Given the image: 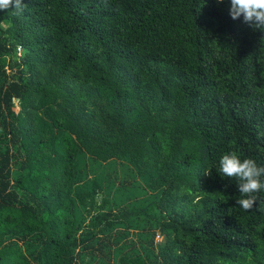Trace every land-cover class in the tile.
I'll use <instances>...</instances> for the list:
<instances>
[{"label":"trees","instance_id":"obj_1","mask_svg":"<svg viewBox=\"0 0 264 264\" xmlns=\"http://www.w3.org/2000/svg\"><path fill=\"white\" fill-rule=\"evenodd\" d=\"M23 2L0 10V264H264V189L245 211L219 172L264 166V31L230 0Z\"/></svg>","mask_w":264,"mask_h":264},{"label":"clouds","instance_id":"obj_2","mask_svg":"<svg viewBox=\"0 0 264 264\" xmlns=\"http://www.w3.org/2000/svg\"><path fill=\"white\" fill-rule=\"evenodd\" d=\"M223 3L224 0H217ZM26 5L23 0H0V10L13 9L14 14L23 13ZM229 15L233 20L242 18V22L254 31H264V0H230ZM219 172L224 177L234 178L240 198L236 204L245 211L251 210L257 202V195L264 189V166L251 158L241 159L235 152L223 154L219 160Z\"/></svg>","mask_w":264,"mask_h":264},{"label":"rangeland","instance_id":"obj_3","mask_svg":"<svg viewBox=\"0 0 264 264\" xmlns=\"http://www.w3.org/2000/svg\"><path fill=\"white\" fill-rule=\"evenodd\" d=\"M119 170H121V168H119ZM161 240H162L161 237H158V236L156 237V242H157V243H160Z\"/></svg>","mask_w":264,"mask_h":264}]
</instances>
